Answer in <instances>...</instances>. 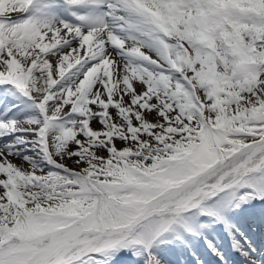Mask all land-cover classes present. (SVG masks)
<instances>
[{"label": "snow or ice", "instance_id": "1", "mask_svg": "<svg viewBox=\"0 0 264 264\" xmlns=\"http://www.w3.org/2000/svg\"><path fill=\"white\" fill-rule=\"evenodd\" d=\"M0 93V264H264V0H0Z\"/></svg>", "mask_w": 264, "mask_h": 264}, {"label": "rangeland", "instance_id": "2", "mask_svg": "<svg viewBox=\"0 0 264 264\" xmlns=\"http://www.w3.org/2000/svg\"><path fill=\"white\" fill-rule=\"evenodd\" d=\"M256 202H254L255 205H256ZM258 204H259L258 207H260V208L256 209V210L252 209L246 216V220H250L249 216H252L253 213H254V214H258L257 217L260 218L258 225H255L254 223L249 222L250 229L249 230L247 229V232H248L247 235L252 240L253 246L256 248V253H255L256 257H255V259L264 258V235L260 239H258L256 237V232L259 231L258 229H261L264 232V201H258ZM260 204H262V205H260ZM220 233L222 234V230H218L219 238H220V241H221L222 239H221ZM253 233H254V236L252 235ZM238 258L240 259L239 255H238ZM181 259L183 260L184 258L182 257ZM227 259H228V263H229L230 262V258L227 257ZM244 263H245V261H244Z\"/></svg>", "mask_w": 264, "mask_h": 264}, {"label": "bare ground", "instance_id": "3", "mask_svg": "<svg viewBox=\"0 0 264 264\" xmlns=\"http://www.w3.org/2000/svg\"><path fill=\"white\" fill-rule=\"evenodd\" d=\"M3 141H0V143H2ZM17 163H22V161L17 160ZM25 167H27V165H24Z\"/></svg>", "mask_w": 264, "mask_h": 264}]
</instances>
